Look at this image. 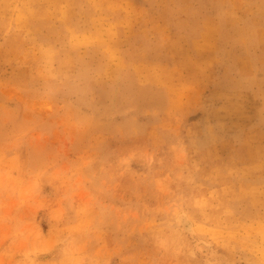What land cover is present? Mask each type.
<instances>
[{"label": "rangeland", "instance_id": "1", "mask_svg": "<svg viewBox=\"0 0 264 264\" xmlns=\"http://www.w3.org/2000/svg\"><path fill=\"white\" fill-rule=\"evenodd\" d=\"M0 264H264V0H0Z\"/></svg>", "mask_w": 264, "mask_h": 264}, {"label": "bare ground", "instance_id": "2", "mask_svg": "<svg viewBox=\"0 0 264 264\" xmlns=\"http://www.w3.org/2000/svg\"><path fill=\"white\" fill-rule=\"evenodd\" d=\"M177 220L179 221V224L182 226L184 231H188V232L192 231V224H191L190 220L188 219L187 215L180 214L178 216ZM201 247L208 249L207 244H201Z\"/></svg>", "mask_w": 264, "mask_h": 264}]
</instances>
